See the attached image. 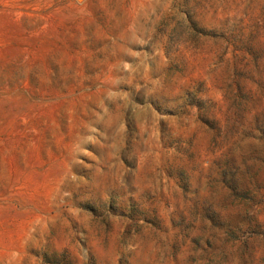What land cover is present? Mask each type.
I'll list each match as a JSON object with an SVG mask.
<instances>
[{"label":"rangeland","instance_id":"374dc122","mask_svg":"<svg viewBox=\"0 0 264 264\" xmlns=\"http://www.w3.org/2000/svg\"><path fill=\"white\" fill-rule=\"evenodd\" d=\"M0 264H264V0H0Z\"/></svg>","mask_w":264,"mask_h":264}]
</instances>
